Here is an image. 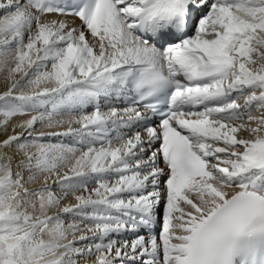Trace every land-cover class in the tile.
Returning <instances> with one entry per match:
<instances>
[{"label": "snow or ice", "instance_id": "6c2138e0", "mask_svg": "<svg viewBox=\"0 0 264 264\" xmlns=\"http://www.w3.org/2000/svg\"><path fill=\"white\" fill-rule=\"evenodd\" d=\"M0 264H264V0H0Z\"/></svg>", "mask_w": 264, "mask_h": 264}, {"label": "bare ground", "instance_id": "6f19581e", "mask_svg": "<svg viewBox=\"0 0 264 264\" xmlns=\"http://www.w3.org/2000/svg\"><path fill=\"white\" fill-rule=\"evenodd\" d=\"M76 23L78 24V23H79V21L77 20V21H76Z\"/></svg>", "mask_w": 264, "mask_h": 264}]
</instances>
